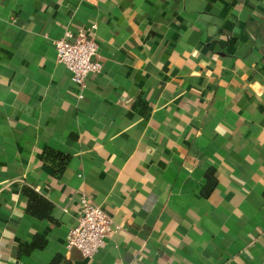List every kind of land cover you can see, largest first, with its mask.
I'll list each match as a JSON object with an SVG mask.
<instances>
[{"label": "crops", "instance_id": "obj_1", "mask_svg": "<svg viewBox=\"0 0 264 264\" xmlns=\"http://www.w3.org/2000/svg\"><path fill=\"white\" fill-rule=\"evenodd\" d=\"M93 23L80 89L55 42ZM0 264H264V0H0Z\"/></svg>", "mask_w": 264, "mask_h": 264}, {"label": "built area", "instance_id": "obj_2", "mask_svg": "<svg viewBox=\"0 0 264 264\" xmlns=\"http://www.w3.org/2000/svg\"><path fill=\"white\" fill-rule=\"evenodd\" d=\"M97 27L93 23L77 31L66 30L55 42L58 61L68 67L72 80L80 89L86 87L88 75L100 72L102 67L95 58L99 52L95 38ZM79 214L77 225L69 232L67 247H76L85 257L92 258L106 245L113 221L105 209L87 195L81 196Z\"/></svg>", "mask_w": 264, "mask_h": 264}, {"label": "trees", "instance_id": "obj_3", "mask_svg": "<svg viewBox=\"0 0 264 264\" xmlns=\"http://www.w3.org/2000/svg\"><path fill=\"white\" fill-rule=\"evenodd\" d=\"M215 185L216 180L214 179L213 172H211L209 174L207 193H209ZM23 190L26 196H28L29 212L39 218H50L53 207L52 203L29 187H25Z\"/></svg>", "mask_w": 264, "mask_h": 264}]
</instances>
